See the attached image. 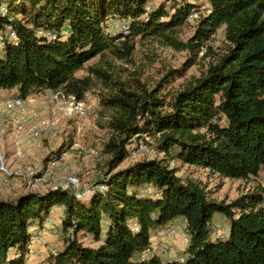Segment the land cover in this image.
I'll return each mask as SVG.
<instances>
[{"label":"trees","instance_id":"16d2710c","mask_svg":"<svg viewBox=\"0 0 264 264\" xmlns=\"http://www.w3.org/2000/svg\"><path fill=\"white\" fill-rule=\"evenodd\" d=\"M194 11L196 31L181 41L178 28ZM112 20L127 23L130 33H112ZM220 29L227 52L168 102L160 88L122 77L110 59L132 62L137 39L153 36L177 50L198 51ZM0 36V90L16 89L27 99L63 88L85 99L99 81L108 91L100 93V105L113 110L103 148L111 157L109 172L97 182L109 189H95L88 199L61 186L1 199L0 264L26 263L31 228L53 207L63 208L67 236L48 264H264V184L226 203L156 158L117 169L131 146L150 136L161 152L224 178L261 173L264 0H0ZM96 57L99 65L77 74ZM217 212L231 220L226 238H213ZM180 217L189 239L184 261L142 258L152 235ZM79 233L99 245H84Z\"/></svg>","mask_w":264,"mask_h":264},{"label":"rangeland","instance_id":"374dc122","mask_svg":"<svg viewBox=\"0 0 264 264\" xmlns=\"http://www.w3.org/2000/svg\"><path fill=\"white\" fill-rule=\"evenodd\" d=\"M156 1L154 4H159ZM204 10V9H202ZM200 10V11H202ZM22 17V15H18ZM199 17V15H197ZM197 17L186 21L178 28V38L181 41H188L196 31L198 25ZM121 21H110V28L112 33H117L121 28ZM2 42L0 43V48ZM228 42L224 37L223 30L220 29L212 38L198 51L190 49L177 50L170 45H167L164 40L157 37H148L145 39L138 38L136 49L133 55L132 62H124L114 59L110 56L112 62L116 65V71H123V76L126 79L138 78L148 88H160L159 94L165 97L168 102L174 94L181 90L188 82L195 77H199L206 72L210 63L227 52ZM100 57H96L89 61L85 68L80 70L78 75L87 74L88 67L91 65H99ZM12 90V89H11ZM16 89H13V93ZM107 89L96 81L94 87L87 93L85 100L87 103V115L84 118H64L49 135L41 136L39 138L31 137L25 130H18L17 126L22 124L26 129L34 125L40 120L45 119L51 115L50 109L47 115H42L39 111V117H31L34 120L30 124H25L21 119L14 118L13 130L23 132L32 139L33 152L29 151V147H17L11 142L10 154L8 156L7 150H3L2 142L0 141V157L3 158L7 166L13 170H17L19 174H14L11 182L7 185L0 184V200L1 199H15L19 194L29 192L32 189L45 192L52 187L63 185L70 175H77L82 181L84 189L93 187L97 182L102 180L109 172L110 155L103 151L104 144L111 136V131L108 127L110 116L113 113L112 109L103 108L100 105V93H107ZM11 94L9 97L16 96ZM8 97V96H7ZM8 97V98H9ZM5 97H0V101L5 100ZM45 100V97H44ZM13 110H11L10 113ZM17 111V110H16ZM18 112V111H17ZM7 113V112H6ZM19 113V112H18ZM3 114V113H2ZM1 114V115H2ZM20 114V113H19ZM0 115V116H1ZM21 115V114H20ZM26 116V115H22ZM81 126L83 129L80 133L77 127ZM7 143L10 141L7 140ZM156 140L154 137L144 136L131 146V154L126 158L117 169L127 167L137 161L143 159H159L168 164L171 168L176 169V173L184 182L196 181L206 187L208 196L218 201L229 203L238 196L255 189L258 185L264 184V169L261 173L246 180L224 178L209 169L199 166L184 163L179 158L172 156L166 152H161L155 146ZM67 150L68 159L52 170L50 176L35 184H29L24 179L29 180L27 173L29 171H39L46 167V163L52 154L60 151V149ZM91 149H95L97 154H91ZM22 151V155H18V151ZM32 154V155H30ZM10 157V159H8ZM12 159V160H11ZM1 161V158H0ZM116 169V170H117ZM15 183H23L21 186L16 185L17 191L8 192ZM7 190V191H6ZM154 191V188H149V192ZM24 194V193H23ZM90 195L83 197L88 199ZM57 222L50 225H45L44 229L49 235V248L47 253H51V249L55 248L59 251L65 243L67 233L63 231L62 216L57 215ZM170 226L177 228L178 233L169 241H163L160 231L152 235L153 246H167L170 250L168 253L158 255L164 261L168 259H179L185 254L189 239L186 233V221L180 217L175 219ZM231 227V220L223 214L217 212L212 217L213 238H216V233H221L224 238L228 237ZM50 233V234H49ZM78 239L86 246H98L90 236L83 233L78 234ZM150 252H144L142 258H150Z\"/></svg>","mask_w":264,"mask_h":264},{"label":"built area","instance_id":"2783aa9c","mask_svg":"<svg viewBox=\"0 0 264 264\" xmlns=\"http://www.w3.org/2000/svg\"><path fill=\"white\" fill-rule=\"evenodd\" d=\"M149 9V7H147ZM197 12H192L188 16V20H192L197 17ZM120 30L125 34L130 33V27L127 23H121ZM8 32L9 36L13 39L16 38V32L13 28V26H8ZM49 37H53L54 35L51 33H47ZM2 42L1 36H0V43ZM45 102L47 106L50 109L51 115L49 117H46L43 120H40V122L31 125L29 129H26L22 124H19L17 126L18 130H25L31 137L33 138H39L41 136L49 135L54 131V128L64 119H72V118H84L87 115V103L85 99H78L75 95L69 94L66 92L63 88H60L58 90L49 91L44 93ZM11 110H17L21 115H31L32 117H39L40 113L39 110L36 108L29 107L26 103V99L21 96H13L9 97L5 100L0 101V115L4 113L5 111H11ZM83 127L78 126L77 131L78 133L81 132ZM18 155H22L23 152L20 150L17 152ZM91 154H97V151L95 149H91ZM0 161V184L7 185L11 182V178L14 174H19L17 170H13L7 166L5 161L2 157ZM68 159V152L67 150H62L61 152L52 154L47 163L46 167H43L41 170L37 171H29L27 173V176L29 180L24 179L29 184H35L37 182L43 181L47 179L52 170L55 169L57 166H59L61 163L66 162ZM61 187L70 190L72 193H74L77 197H85L86 195H91V193L95 190H101L103 192L107 191L109 189V186L106 183H96L93 187L84 189L82 186V181L79 176L77 175H70L66 182L61 185ZM37 191V190H32ZM56 207H53L50 209L49 214L47 215L46 219L43 222V226L47 224H54L57 222V214H56ZM33 228V227H32ZM31 228V229H32ZM163 241H169L172 237L176 236L178 233L177 228L174 226H170L168 224L160 231ZM217 237L222 236L221 233H216ZM48 236L46 232H37L32 233L31 240L28 245V254H27V260L25 264H31L29 263L31 261V258H35L37 262L35 264H48L47 263V257L50 254H57V249L53 248L51 249V253L46 256V253L39 250L35 245L40 244L43 247H48ZM188 241L186 242V244ZM172 251L167 246H153V242L148 247L146 252H150L153 255H163L165 253H168L169 251ZM181 261H184V256H181L179 258Z\"/></svg>","mask_w":264,"mask_h":264},{"label":"crops","instance_id":"0c3cea01","mask_svg":"<svg viewBox=\"0 0 264 264\" xmlns=\"http://www.w3.org/2000/svg\"><path fill=\"white\" fill-rule=\"evenodd\" d=\"M17 93H18L17 90H16L15 93H13V89L12 90H7V89L6 90H0V97L3 96V97H5L4 99H7L9 97V95H11V94H17ZM26 103H27V105L29 107L38 109L43 116L44 115H47L48 112H49V107L47 106V104H46V102L44 100V93L33 94V95L29 96L26 99ZM10 112L11 111H5L0 116V141L2 142L3 150L4 149H5V151L7 150L8 156H13V154H10V151L9 150L11 149V142L12 143L15 142L16 145L18 143L17 147H19V146H20V148L21 147H24V148L29 147V151L28 152L30 153L33 150V148H32V139L28 138V136H26V134H24L23 132H18L16 130H13V128L11 127V125L13 126V120H14V118L21 119V121H23L25 124H30L34 120V118H32L29 115L22 116L16 110H13L12 111L13 113H10ZM7 140L10 141V143H7ZM30 155H32V154H30ZM8 159H10V157H8ZM22 184L23 183H21V184L20 183H15L10 188V190L8 192H15V191H17L16 188L18 186H21ZM16 185H18V186L16 187ZM25 192H23V193H25ZM23 193H21V194H23ZM4 199H6V198H4ZM56 209H57L56 210V214L57 215L60 214V216H62L63 208L62 207H56ZM32 227H33L31 229V232L32 233L43 232V231L45 232V229H44L43 224L35 223ZM47 236H48V240H49V235H47ZM35 246L39 250H41L44 253H46V256L49 255V253L46 252V249L49 248V246L48 247H43L40 244H37ZM35 262H37V260L35 258H31V261L29 263L35 264Z\"/></svg>","mask_w":264,"mask_h":264}]
</instances>
